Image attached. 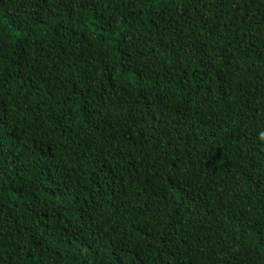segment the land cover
Wrapping results in <instances>:
<instances>
[{
	"label": "trees",
	"instance_id": "obj_1",
	"mask_svg": "<svg viewBox=\"0 0 264 264\" xmlns=\"http://www.w3.org/2000/svg\"><path fill=\"white\" fill-rule=\"evenodd\" d=\"M264 0H0V264H264Z\"/></svg>",
	"mask_w": 264,
	"mask_h": 264
},
{
	"label": "clouds",
	"instance_id": "obj_2",
	"mask_svg": "<svg viewBox=\"0 0 264 264\" xmlns=\"http://www.w3.org/2000/svg\"><path fill=\"white\" fill-rule=\"evenodd\" d=\"M259 137H260L261 140H264V131H261L259 133Z\"/></svg>",
	"mask_w": 264,
	"mask_h": 264
}]
</instances>
